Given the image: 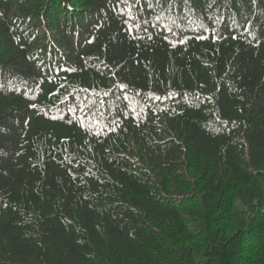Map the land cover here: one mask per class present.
I'll return each instance as SVG.
<instances>
[{
  "label": "trees",
  "instance_id": "1",
  "mask_svg": "<svg viewBox=\"0 0 264 264\" xmlns=\"http://www.w3.org/2000/svg\"><path fill=\"white\" fill-rule=\"evenodd\" d=\"M0 264H264V0H0Z\"/></svg>",
  "mask_w": 264,
  "mask_h": 264
},
{
  "label": "snow or ice",
  "instance_id": "2",
  "mask_svg": "<svg viewBox=\"0 0 264 264\" xmlns=\"http://www.w3.org/2000/svg\"><path fill=\"white\" fill-rule=\"evenodd\" d=\"M120 3H124V4H127L129 2V0H119ZM145 25L148 23L147 21H144ZM205 31H207V29H205ZM203 38V37H201ZM182 42V41H181ZM158 98V97H157ZM33 108H35V104H32L31 105ZM72 109H70L71 111Z\"/></svg>",
  "mask_w": 264,
  "mask_h": 264
}]
</instances>
